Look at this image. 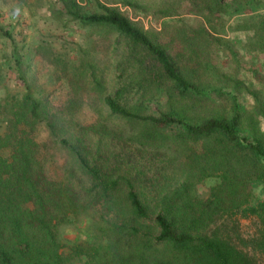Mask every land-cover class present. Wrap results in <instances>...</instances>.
Returning <instances> with one entry per match:
<instances>
[{
	"label": "trees",
	"instance_id": "1",
	"mask_svg": "<svg viewBox=\"0 0 264 264\" xmlns=\"http://www.w3.org/2000/svg\"><path fill=\"white\" fill-rule=\"evenodd\" d=\"M81 1L59 0L57 17L69 16L87 29V37L97 34L108 43L116 69L132 66L113 93L103 98L110 116L135 122L141 146L165 147L173 161L180 163V179L177 185L161 188L152 197L134 190L131 184L122 189L119 179L107 173L100 159L108 144L104 139L92 141L88 135L93 125L81 126L85 131L72 135V142L63 137L64 125L40 99L29 93L22 99L12 96L0 104V116L6 110L2 118L5 131L0 135V264H71L73 254L64 255L60 250L57 228L90 217L94 204L87 199L89 192L102 196L110 209L124 208L130 216L127 221L133 224L104 218V239L84 237L69 246L77 256L86 257V264H251L229 235L211 227L216 225V214L243 206L254 181L264 184V76H258L255 88L236 80L237 87L251 96V108L241 106L235 92L218 90L214 94L218 99L229 94L228 109L197 120L177 107L142 113L138 107L127 106L132 98L125 95L136 96L145 85L158 84L163 78L171 82V90L189 95L190 101L211 103L213 98L205 89L208 86L199 87L191 78L211 72L210 64L201 54H194V68L183 69L170 54L169 45L155 41L117 7L94 0L92 9L86 10ZM236 2L238 9L252 8L254 13L238 26L250 48L264 51V0ZM224 3L210 0L205 17L216 18ZM233 15L231 12L226 19ZM211 30L202 27L200 34L196 32L209 47L221 48L217 42L220 38ZM2 33L9 35L8 30ZM138 51L151 58L152 72L137 64L134 55ZM168 95L169 100L177 98L170 92ZM177 106L184 107L181 102ZM41 122H45L49 135L57 136L62 147L70 150L78 170L87 178L88 188L71 175L57 180L47 174L42 145L33 135ZM206 178L212 179L209 196L196 197L194 183ZM151 211L157 232L148 236L139 232L138 225ZM260 237L256 243L264 246V233ZM151 255L155 256L152 262Z\"/></svg>",
	"mask_w": 264,
	"mask_h": 264
},
{
	"label": "rangeland",
	"instance_id": "2",
	"mask_svg": "<svg viewBox=\"0 0 264 264\" xmlns=\"http://www.w3.org/2000/svg\"><path fill=\"white\" fill-rule=\"evenodd\" d=\"M93 1L82 0L81 3L86 4V10H91ZM99 1L117 7L155 41L169 45L170 54L183 69L194 68V54H201L199 56L211 66L208 74L191 78L199 87L208 86L205 89L213 98V104L195 102V99L190 101L189 95L179 93L178 89L171 90V82L163 78L158 84L145 85L146 89L138 91L136 96L125 95L132 98L128 107H138L147 114L177 107L184 110L188 118L197 120L212 112L228 109L229 94L218 99L214 95L218 90L235 92L241 106L252 107L251 96L236 83L239 80L255 88L258 76H264V51L250 48L245 32L238 26L245 16L254 13L252 8L243 6L238 9L236 0H224L219 9L221 13L216 18L207 19L210 0ZM60 7L59 0H0L1 106L12 96L22 99L25 94H31L55 114L64 125L63 137L72 142L74 134L85 131L81 126L93 125L88 135L92 141L104 139L108 144L100 159L107 173L119 179L122 189L131 184L134 190L152 197L161 188L177 185L182 171L180 163L173 161L165 147L151 149L141 146L136 137L137 124L110 116L104 104V96L113 93L128 76L132 66L116 69L114 53L108 43L101 41L97 34L87 37V29L81 28L69 16L57 17ZM231 12L234 15L226 19ZM202 27L212 28L211 33L220 38L217 41L221 44L220 49L204 43L199 35ZM4 30H8L9 35L3 34ZM134 56L137 64L147 67L148 72L154 70L148 55L138 51ZM168 92L177 98L169 100ZM180 102L184 107L177 106ZM5 114L4 109L0 116V135L5 131L2 119ZM33 133L42 145L50 177L61 180L64 175H71L79 184H85L87 188L90 186L78 170L74 157L69 154L70 150L62 147L57 136L49 135L45 122H41ZM183 160L186 161V156ZM211 184V178L197 181L192 192L196 197L206 198ZM87 199L94 204L90 217L57 228L60 250L64 255L73 254L71 264H86V257L77 256V252L69 246L80 243L84 237L104 239V218L133 224L127 221L130 216L124 208L106 207L102 196L96 197L89 192ZM153 217L154 212L151 211L147 219L139 223V232H146L150 234L148 236L157 232ZM215 218L216 225L211 227L212 230L216 228V232L229 235L251 264H264V246L256 243L264 233L263 182L256 180L252 183L248 199L240 209L220 212ZM153 257L150 256L151 262Z\"/></svg>",
	"mask_w": 264,
	"mask_h": 264
}]
</instances>
